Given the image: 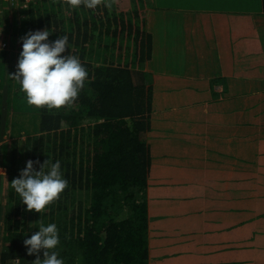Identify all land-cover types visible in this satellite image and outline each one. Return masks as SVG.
Listing matches in <instances>:
<instances>
[{
    "label": "crops",
    "instance_id": "1",
    "mask_svg": "<svg viewBox=\"0 0 264 264\" xmlns=\"http://www.w3.org/2000/svg\"><path fill=\"white\" fill-rule=\"evenodd\" d=\"M131 1L111 0L123 12ZM260 1L143 0L152 34L143 65L151 87L148 264H264ZM20 34L10 49L17 59ZM166 127L178 134L162 135Z\"/></svg>",
    "mask_w": 264,
    "mask_h": 264
},
{
    "label": "trees",
    "instance_id": "2",
    "mask_svg": "<svg viewBox=\"0 0 264 264\" xmlns=\"http://www.w3.org/2000/svg\"><path fill=\"white\" fill-rule=\"evenodd\" d=\"M20 2L25 16L18 28V58L25 33L50 29L49 42L69 37L70 49L62 55L78 56L89 75L75 102L60 109L29 105L14 78L12 87L0 83V153L9 175L5 204L0 196V264H34L37 255L27 254L24 240L39 231L41 222L57 225L60 243L54 251L64 264H148L151 154L143 134L150 129L151 87L143 65L151 57L152 34L143 0H132L125 12L111 11L109 0L95 10L72 7L68 0ZM13 37L0 36V43L10 50ZM16 71L17 66L11 75ZM25 112L32 129L8 119ZM8 129L15 133L6 140ZM20 139L25 147L18 151ZM49 158L60 161L68 186L41 213L28 211L10 184L20 174L15 164L21 159L24 169L27 161H39L34 164L39 171Z\"/></svg>",
    "mask_w": 264,
    "mask_h": 264
},
{
    "label": "clouds",
    "instance_id": "3",
    "mask_svg": "<svg viewBox=\"0 0 264 264\" xmlns=\"http://www.w3.org/2000/svg\"><path fill=\"white\" fill-rule=\"evenodd\" d=\"M72 7L81 4L95 10L101 0H68ZM50 29L29 31L21 37L22 51L18 58L17 71L11 76L19 82L20 90L25 94L27 103L36 107L60 109L71 106L77 99L88 78V70L81 59L71 54L62 55L70 49L69 37L63 35L49 42ZM39 161L29 160L21 170L19 177L10 184L22 198L28 211L41 213L47 205L59 199L68 186L61 171L59 160L54 163L49 158L40 170H34ZM0 175H3L0 170ZM4 176V175H3ZM39 231L24 240L28 255H37L34 264H64L63 258L54 249L60 243L55 223L39 225ZM43 260L39 258L40 250Z\"/></svg>",
    "mask_w": 264,
    "mask_h": 264
},
{
    "label": "rangeland",
    "instance_id": "4",
    "mask_svg": "<svg viewBox=\"0 0 264 264\" xmlns=\"http://www.w3.org/2000/svg\"><path fill=\"white\" fill-rule=\"evenodd\" d=\"M108 3L110 4V10L111 11H115L118 8H120V3L121 2L120 3L116 2L115 4L111 5V0H109ZM2 5H4L3 7L9 6L10 9H11V12H8V13L2 12V17L0 19V22H1V24H0V36H4L6 38L7 37H11V36H15L16 35L15 33L18 32L19 25L21 24V21L18 20L19 19L18 15L22 13L21 6L19 5V3L16 0H13V3H12V0H4L2 2ZM20 11H21V13H20ZM155 19L158 20V18L156 16H155ZM159 35H161V34L159 33ZM15 46H16V44H15ZM11 49H14V48H11ZM0 52L5 53V54H3L4 57H3V55H1L2 59H3V65H2V67H3V72H2L3 74L2 75L3 76L0 79L1 80L0 83L2 85L1 87L3 88L4 85L7 86L6 88H8L10 86L12 87V83H13L14 80H13V77L11 76V73H12L13 69L17 66V63H18L17 57L15 56L16 51H13V52L12 51H0ZM7 53H9V54H7ZM9 69H11L10 70L11 73L10 72L7 73V70H9ZM148 80H149V78H148ZM146 84H149V81H147ZM29 114L30 113H28V112L26 113L25 112V113L20 114V115L17 114L19 116H14L13 115L12 118L9 115L8 119H12V123L13 122L22 123L28 129H32V119L30 117H28ZM150 119H151V116H150ZM8 133L10 135V136L8 135V138H10L15 133V131H13L12 129H8ZM161 134L165 135L166 137H174L175 135L178 134V132L175 129H170V128L166 127V128L162 129V133ZM7 147H8L7 151L10 153L11 146H7ZM16 147H17L18 151L23 149L25 147V140L20 139L19 141H17ZM0 151H2V150H0ZM3 151H5V149ZM16 153H17V151H16ZM8 155L10 156V154H8ZM155 158L157 159L158 157L156 156ZM8 163H9V159H8ZM15 167H16V170H18L19 172H21V170H23V164H22V160L21 159L17 160V162L15 164ZM2 172H3L4 176L0 175V184H1V187H2V191H1V188H0V196L2 198L1 199V203L5 204L6 200H7V194H8L9 175H8L6 169L2 170ZM0 225H1V223H0ZM0 232L3 234V230L2 229H0Z\"/></svg>",
    "mask_w": 264,
    "mask_h": 264
},
{
    "label": "built area",
    "instance_id": "5",
    "mask_svg": "<svg viewBox=\"0 0 264 264\" xmlns=\"http://www.w3.org/2000/svg\"><path fill=\"white\" fill-rule=\"evenodd\" d=\"M3 1L4 0H0V19L2 17V12H4V8H5V7H3L4 5H2ZM12 3H13V0H12ZM0 24H1V22H0ZM7 49H8V47H7L6 42L5 41L1 42L0 43V51H10V50H7Z\"/></svg>",
    "mask_w": 264,
    "mask_h": 264
}]
</instances>
